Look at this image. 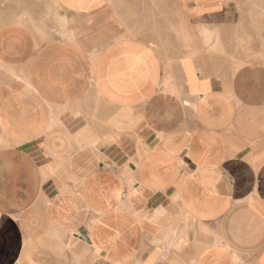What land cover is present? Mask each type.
<instances>
[{
  "label": "crops",
  "instance_id": "crops-1",
  "mask_svg": "<svg viewBox=\"0 0 264 264\" xmlns=\"http://www.w3.org/2000/svg\"><path fill=\"white\" fill-rule=\"evenodd\" d=\"M159 8L0 0V264H264V0Z\"/></svg>",
  "mask_w": 264,
  "mask_h": 264
},
{
  "label": "rangeland",
  "instance_id": "rangeland-1",
  "mask_svg": "<svg viewBox=\"0 0 264 264\" xmlns=\"http://www.w3.org/2000/svg\"><path fill=\"white\" fill-rule=\"evenodd\" d=\"M158 1L161 3V1H164V0H155V17H157V16H161L162 17L163 16V14L161 12L162 9H160V8L158 10L156 9ZM250 11L251 12L253 11V12L260 13L259 16L264 17V9H255V10H250ZM166 31H167V27H166ZM172 32H175V34H176V44L179 45V43H180L181 47H183V44H184L183 28L180 29V27L177 25L176 29H173V26H172ZM193 32H194V30H193ZM186 41H188V40H186ZM166 45L169 48L173 47V45H169V42L166 43Z\"/></svg>",
  "mask_w": 264,
  "mask_h": 264
},
{
  "label": "bare ground",
  "instance_id": "bare-ground-1",
  "mask_svg": "<svg viewBox=\"0 0 264 264\" xmlns=\"http://www.w3.org/2000/svg\"><path fill=\"white\" fill-rule=\"evenodd\" d=\"M162 85V84H161ZM6 145V144H5ZM174 245V244H173Z\"/></svg>",
  "mask_w": 264,
  "mask_h": 264
}]
</instances>
